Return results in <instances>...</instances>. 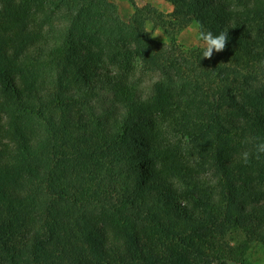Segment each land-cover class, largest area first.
Masks as SVG:
<instances>
[{
	"label": "trees",
	"instance_id": "obj_1",
	"mask_svg": "<svg viewBox=\"0 0 264 264\" xmlns=\"http://www.w3.org/2000/svg\"><path fill=\"white\" fill-rule=\"evenodd\" d=\"M165 1L225 50L182 47L149 5L0 0V264H251L264 245L245 142L264 139V0Z\"/></svg>",
	"mask_w": 264,
	"mask_h": 264
},
{
	"label": "rangeland",
	"instance_id": "obj_2",
	"mask_svg": "<svg viewBox=\"0 0 264 264\" xmlns=\"http://www.w3.org/2000/svg\"><path fill=\"white\" fill-rule=\"evenodd\" d=\"M116 5L120 18L125 22H130L134 13V5L142 7L149 5L154 7L157 11L162 13L166 18L165 26L171 33V36L175 41L184 48H196L204 47L203 42L198 40L196 32L193 30L194 22H191L185 28L178 29L177 26L169 22L170 14L172 11V5L165 0H110ZM145 27L151 32L153 37L154 34L159 33L160 35L153 37L155 40L167 42L169 37L164 31V27L155 23L152 19L145 21ZM242 234L238 231H230L227 234V239L232 241L241 239ZM247 260L251 264H264V245L257 241H252L250 248L246 253Z\"/></svg>",
	"mask_w": 264,
	"mask_h": 264
},
{
	"label": "clouds",
	"instance_id": "obj_3",
	"mask_svg": "<svg viewBox=\"0 0 264 264\" xmlns=\"http://www.w3.org/2000/svg\"><path fill=\"white\" fill-rule=\"evenodd\" d=\"M193 30L198 36V40L203 42L202 58L211 59L214 52L219 53L225 50L229 39L228 30H221L218 34H213L210 30H205L203 25L198 21L194 23ZM160 35L156 33L153 37ZM246 143H252L254 147V153L256 158L259 159L260 155L264 154V139L259 137H253L245 141ZM253 155L251 150H245L240 153V159L244 164H247Z\"/></svg>",
	"mask_w": 264,
	"mask_h": 264
}]
</instances>
